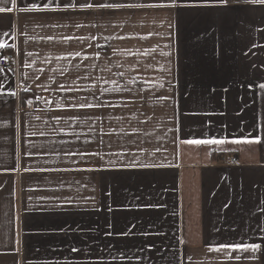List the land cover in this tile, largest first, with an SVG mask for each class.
Wrapping results in <instances>:
<instances>
[{"label":"crops","instance_id":"1","mask_svg":"<svg viewBox=\"0 0 264 264\" xmlns=\"http://www.w3.org/2000/svg\"><path fill=\"white\" fill-rule=\"evenodd\" d=\"M33 4L0 14V264H264L214 251L264 248V4Z\"/></svg>","mask_w":264,"mask_h":264},{"label":"snow or ice","instance_id":"2","mask_svg":"<svg viewBox=\"0 0 264 264\" xmlns=\"http://www.w3.org/2000/svg\"><path fill=\"white\" fill-rule=\"evenodd\" d=\"M0 2H4L5 6L4 7H0V14H12L14 12V10H18L20 12H31V11H36L39 10L38 6L36 5H32L31 7H18V4L20 2V0H0ZM252 2L257 3V4H264V0H252ZM75 5H73L74 7ZM94 5L93 4H86L85 7L87 8H92ZM100 8H105V9H112V8H121V7H128V8H136V7H143L142 5H123V4H104V3H100L98 5H96ZM147 7L149 8H157V7H167L166 5H156V4H149L147 5ZM5 35H7V33H5ZM7 47V45H5L4 43H0V49H3ZM29 55H31V53H29ZM77 55H79V53H77ZM61 87L63 88L64 86L61 85ZM260 88L264 89V84L260 85ZM9 95L11 96H15L16 93L12 92L9 93ZM27 103L29 105H31V101H27ZM70 105L72 108H75L77 110H87V109H95L98 108L100 106H108V105H104L103 102L97 103V104H91L89 103L86 99L83 102H76L73 103L72 101H69ZM88 115H92L95 113H86ZM37 119H39V117H37ZM59 122V121H58ZM43 134V133H41ZM111 132L106 133V135L111 136ZM135 134V133H134ZM182 143L188 144V145H197V146H201V145H224V144H234V145H253V144H261V140L259 138H252V139H233L230 141H226V140H222V139H185L182 141ZM81 155H92V156H96L98 155L95 152H87V150H85L84 152L80 153ZM102 159V158H101ZM143 167V168H148V167H153L154 165H138L137 162H135V160L133 161V163L127 165L126 167ZM30 169H25V171H29ZM97 171H102L103 169H96ZM111 210V209H109ZM264 230V229H262ZM111 234V233H109ZM73 251H76V249H72ZM214 251L216 252H225V251H232V252H244V253H264V248H262L260 243H252V244H246L243 241H241L240 243H232V242H222L220 244V246L216 249H214Z\"/></svg>","mask_w":264,"mask_h":264},{"label":"built area","instance_id":"3","mask_svg":"<svg viewBox=\"0 0 264 264\" xmlns=\"http://www.w3.org/2000/svg\"><path fill=\"white\" fill-rule=\"evenodd\" d=\"M17 67V59L15 57L7 56L0 59V69L2 70L16 71ZM219 164L222 166H232L236 164V160L234 158L221 157Z\"/></svg>","mask_w":264,"mask_h":264}]
</instances>
